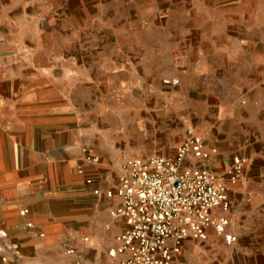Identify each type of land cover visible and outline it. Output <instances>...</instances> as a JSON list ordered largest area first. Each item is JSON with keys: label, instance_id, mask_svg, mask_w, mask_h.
I'll return each instance as SVG.
<instances>
[{"label": "crops", "instance_id": "crops-1", "mask_svg": "<svg viewBox=\"0 0 264 264\" xmlns=\"http://www.w3.org/2000/svg\"><path fill=\"white\" fill-rule=\"evenodd\" d=\"M209 106L217 159L253 155L228 189L236 239L207 229L172 264H264V0H0V228L23 264H118L100 256L125 227L105 195L121 167L85 155L112 130L172 155V118Z\"/></svg>", "mask_w": 264, "mask_h": 264}, {"label": "built area", "instance_id": "built-area-1", "mask_svg": "<svg viewBox=\"0 0 264 264\" xmlns=\"http://www.w3.org/2000/svg\"><path fill=\"white\" fill-rule=\"evenodd\" d=\"M162 83L175 85L177 80L163 79ZM215 152L206 147L195 129L188 128L172 155L126 160L116 185L105 192L107 197L118 199L110 216L121 218L125 225L113 237L108 256L118 264H172L183 241L204 240L207 229L231 246L236 238L228 230L227 185L240 182L247 158L232 155L226 173L218 176L205 164ZM84 159L94 164L99 161L90 153ZM91 182L90 178L85 180L86 184ZM26 213L27 209L20 211V215ZM65 254L77 253L67 247ZM0 260L2 264H23L18 243L9 239L4 228H0ZM76 264L83 262L78 260Z\"/></svg>", "mask_w": 264, "mask_h": 264}, {"label": "rangeland", "instance_id": "rangeland-1", "mask_svg": "<svg viewBox=\"0 0 264 264\" xmlns=\"http://www.w3.org/2000/svg\"><path fill=\"white\" fill-rule=\"evenodd\" d=\"M107 102H109V100ZM210 107L211 106L207 108H203V109L188 107L187 113H186V120L184 121L182 117L176 118L177 125H175L174 123L175 118L174 117L172 118L171 120L172 132L170 134L171 136L170 141L171 143H174L175 147H177L179 143L183 140L185 130L188 128H193L196 130V132L203 138L204 143L206 144V147H211V144L216 142V140H214L211 137V132H212L211 130L216 129L217 127L212 126L213 122L211 121V116L213 115V112ZM112 110L113 109L107 108V114H108L109 119H113V118H110V116L111 117L113 116ZM204 122H207V123H204ZM110 132L112 133L111 134L112 136L108 139V141H106V143L109 145L111 150L105 153L104 152L103 153L98 152L97 154L92 153L94 154L93 156L96 155V157H98L99 161L97 164L102 165V167H104L103 165H108L106 162H109L110 164H112L114 160L118 162L119 166L121 167V165L126 160L132 157H145L146 155H140V154H135V153H130V152L134 148L140 145L162 144L163 137H164V134L162 132H157L156 134H154L155 137L157 138L155 140H131L130 138H127V137L125 138L124 136L125 134L123 135L122 133L120 134L121 131L119 132V131L112 130ZM236 152L238 151L237 150L231 151L225 154L224 156H221V157L219 156L221 159H217L218 157H216V155L218 154L220 155V152L217 150L216 154H211L209 156L205 164L208 167V169L216 172L218 176H222L226 173V170L228 168L229 159L231 157L230 155ZM252 157L253 155H248V158L246 159V162L243 167V172L248 167V165H250V161L252 160ZM106 169H108V166L106 167ZM239 183H237L236 185H227V187L229 190L230 188L237 189L238 187L236 186ZM83 236L79 237V240ZM107 250L108 248H106L105 251L101 253L100 259L102 261L111 259L107 254ZM78 251L80 252V254L81 253L83 254L85 252V249L83 248V246L82 247L80 246L78 247ZM204 264H211V263L204 262Z\"/></svg>", "mask_w": 264, "mask_h": 264}]
</instances>
